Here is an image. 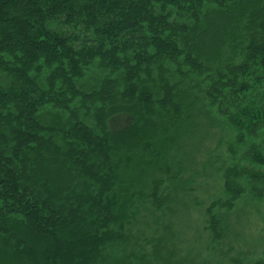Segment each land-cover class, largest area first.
I'll use <instances>...</instances> for the list:
<instances>
[{"label":"trees","instance_id":"1","mask_svg":"<svg viewBox=\"0 0 264 264\" xmlns=\"http://www.w3.org/2000/svg\"><path fill=\"white\" fill-rule=\"evenodd\" d=\"M262 210L264 0H0V264H264Z\"/></svg>","mask_w":264,"mask_h":264},{"label":"rangeland","instance_id":"2","mask_svg":"<svg viewBox=\"0 0 264 264\" xmlns=\"http://www.w3.org/2000/svg\"><path fill=\"white\" fill-rule=\"evenodd\" d=\"M264 211V210H262ZM251 230V240H249V244L253 243L254 240L260 238L261 236L264 235V225L259 224L258 226H252L249 227ZM261 233V234H260ZM254 246V245H253ZM256 258H260L261 257V249L258 248L255 250V255Z\"/></svg>","mask_w":264,"mask_h":264}]
</instances>
